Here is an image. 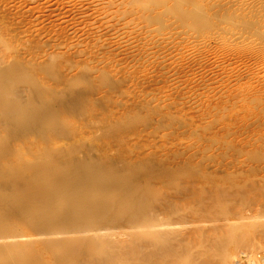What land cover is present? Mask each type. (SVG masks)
Segmentation results:
<instances>
[{
	"label": "rangeland",
	"instance_id": "1",
	"mask_svg": "<svg viewBox=\"0 0 264 264\" xmlns=\"http://www.w3.org/2000/svg\"><path fill=\"white\" fill-rule=\"evenodd\" d=\"M0 69V170L143 188L145 222L100 215L104 254L72 264H264V0H0Z\"/></svg>",
	"mask_w": 264,
	"mask_h": 264
},
{
	"label": "bare ground",
	"instance_id": "2",
	"mask_svg": "<svg viewBox=\"0 0 264 264\" xmlns=\"http://www.w3.org/2000/svg\"><path fill=\"white\" fill-rule=\"evenodd\" d=\"M7 78L9 82L13 81L15 83L19 80V75H15L14 73L10 75L9 72L0 69V82ZM6 93L7 91H4V88L0 87V95ZM39 108L42 109V107ZM39 111L42 114L44 113L41 110ZM4 113L10 118H14L15 116L19 119V114L22 113L19 109V102L15 101L13 106L5 110ZM75 163L76 168L67 172L62 178H58L54 176L52 172L45 171L38 166H35L34 170L28 175L20 173L19 169H11L10 172H8L7 169L0 170V184L6 183L11 186L8 192L0 188V264H39V262L42 264L41 251H43L42 249L44 247L39 251V248L37 249L36 246L39 242L52 249L55 248L56 245L61 246L65 256L68 260L70 259L69 261L71 264L78 260L77 258H79V262L81 260L86 261L85 258L80 260L79 256L87 254V257L91 258L89 255L95 254L94 251L96 252L98 248V254L101 251L102 254H104V250H101L103 248L102 242H99L100 237L96 234L97 231L95 230L96 232L94 234H89L88 232L91 227L95 226L99 217L101 220L100 223H97L101 225V223H104L103 219H105L104 226H106V220H109L108 223H110L111 226H113L112 224L115 222H113L112 219H108V215L113 218H120L119 215H121V217L123 216L121 219H127V222L132 225L139 223L141 226V224L145 222L140 220L141 216H139L142 214L139 213L140 210L138 209L142 204L138 203L139 200L136 194V191H139L137 189L140 188L139 184V186H135L133 184L134 182L129 181V179H126L124 176L117 178L115 181H110L108 178L104 177L102 171L103 167L100 168L98 166L100 164L98 163L93 164L79 160ZM19 183L26 186L30 191L28 193H19ZM142 189H140L141 192L139 191L137 193H142ZM141 197L140 194L139 202H141V200L146 201L145 197L142 199ZM61 200H65L67 204L65 213L58 216L56 212L57 215L55 216V209H57L56 205ZM141 208L143 209V206H141ZM142 209L140 212H142ZM103 214L107 217H102ZM23 220L28 221L25 224L32 226L31 228H33L34 231L31 233L19 231L17 226ZM110 220H112V222ZM52 225H59L57 227H61V230H56L55 227H51ZM102 227L103 226H101V228L97 227V229L105 228V232L107 229L109 231V227L107 229L106 227ZM50 228H55L58 234L55 232L53 233ZM92 230L91 232H93ZM99 232L100 234L103 233L101 230L97 233L99 234ZM101 236L104 237L103 235ZM159 238L161 240L160 235ZM108 239H110V237ZM102 240L104 239H101V241ZM161 241H163V239ZM105 243L108 242L105 241ZM112 244L113 243L109 242L108 245ZM105 245L108 246L107 244ZM100 246H102V248ZM130 247H132L133 250L136 249H134L136 245ZM110 249L112 250V248ZM110 249L108 251H110L111 254L109 253V261L107 262H109V264L110 262L116 264L119 260H116V262L114 261L116 257L111 256L112 252ZM135 251L134 253H136ZM116 255L117 254H115V256ZM132 255L133 254H131V256ZM59 256H61V254ZM110 256L112 258H110ZM119 256L120 255H117V259H119ZM139 256L138 258H141V255ZM135 257L134 260H137ZM67 258L64 257V261L66 259L65 262H67ZM123 258H126V256H121L119 261L120 264ZM127 259L128 258H126V260ZM126 260L124 262L128 261ZM53 261L54 260H52V262ZM92 262L94 264V261ZM49 263L50 262L47 264ZM100 263L102 264L101 261Z\"/></svg>",
	"mask_w": 264,
	"mask_h": 264
},
{
	"label": "built area",
	"instance_id": "3",
	"mask_svg": "<svg viewBox=\"0 0 264 264\" xmlns=\"http://www.w3.org/2000/svg\"><path fill=\"white\" fill-rule=\"evenodd\" d=\"M261 255H264V252H262Z\"/></svg>",
	"mask_w": 264,
	"mask_h": 264
}]
</instances>
